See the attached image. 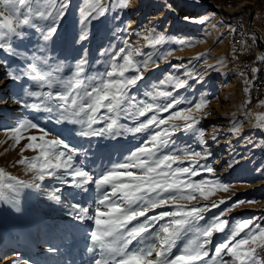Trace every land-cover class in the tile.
<instances>
[{
	"label": "snow or ice",
	"instance_id": "6c2138e0",
	"mask_svg": "<svg viewBox=\"0 0 264 264\" xmlns=\"http://www.w3.org/2000/svg\"><path fill=\"white\" fill-rule=\"evenodd\" d=\"M129 4L130 0H118L113 7L123 9ZM67 7L68 0H0V50L20 56L14 48V41L23 40L27 35L26 29L38 32L45 42V47L38 49L40 54L20 57L26 63L18 71L6 70V76L13 81L27 79L31 82L28 86L21 84L14 103L46 114L43 119L54 120L57 125L74 126L67 129V136H62L58 131L42 126L39 123L41 117H36L19 119L14 126L4 130L7 140L12 141L10 148L21 145L23 141L20 152L31 150L35 155L22 156L17 161L25 166L26 172L31 173L28 180H21L0 168V201L19 212L21 191L25 188L41 191L47 178L84 193L91 187L96 199L88 206L65 204L57 194L61 191L59 187L46 192V199L64 207V215L71 220L91 222L87 236L90 244L86 250L92 256L88 264H264V227H251V220L230 226L229 221L222 218L226 212L253 201H236L202 224L204 213L226 203L225 199L217 202L211 197L217 192H228L230 185L219 178L192 179L201 171L215 173L212 166L199 164L201 159L211 155L206 150L194 151L188 146L169 150L177 132L196 133L203 137V130L197 125L200 118L208 114L205 109L209 101L202 98L191 107L161 117V113H168L182 101L172 91H165L156 85L152 86V91L144 93L151 102L132 94V90L144 79L149 64L159 67L152 55L137 59L143 55L139 47H122L115 53L101 49L100 54L109 58L105 70L95 74L88 72V51L85 49L81 58L70 66L69 74L65 75L69 66L63 62L50 63L46 44L56 34ZM108 10L103 0H86L85 6L80 8V23L85 27L77 43L87 40L89 19H99ZM206 19L185 16L186 21L201 24ZM145 38L151 47L167 41L189 46L192 43L155 30ZM167 55L171 53L162 58L166 60ZM202 55L196 58L200 59ZM258 59L264 61V54ZM0 64L6 65V62L0 61ZM252 71L258 69L253 68ZM185 75L194 78L191 72ZM159 83L172 84L177 90L186 87L188 80L169 75ZM32 85H35V90ZM244 91L249 89L246 87ZM197 114H201L200 117ZM121 117H126L133 124L121 123ZM141 117L144 119L141 120ZM100 124L103 126L96 127ZM256 126L264 130V113L257 114ZM239 131L237 127L232 129L236 134ZM145 133L150 134L149 138L123 161L112 163L98 173L86 169L81 157L87 152L73 143L75 137L115 138ZM212 138L215 139V136ZM185 161L190 162L189 166H182ZM201 201L209 203L201 204ZM156 209L161 210L154 215L149 214ZM216 234H224V239L215 245L214 254L210 255V246ZM178 244L182 247L174 253ZM44 251L51 254L47 264H64V261L55 258L62 252L55 243V237L52 242L46 241ZM9 264L36 262L16 258Z\"/></svg>",
	"mask_w": 264,
	"mask_h": 264
},
{
	"label": "rangeland",
	"instance_id": "374dc122",
	"mask_svg": "<svg viewBox=\"0 0 264 264\" xmlns=\"http://www.w3.org/2000/svg\"><path fill=\"white\" fill-rule=\"evenodd\" d=\"M171 1L130 0L129 6L121 9L113 7L118 0H103L109 10L99 19H89L86 25L87 40L77 43L79 34L85 27L80 23L82 19L80 8L85 6L86 0H68L66 14L59 21L57 32L46 44V54L51 57L50 63L63 62L69 66L65 69V75L69 74L70 66L81 58L85 49L88 51V72L92 74L105 70L109 57L102 56L101 49L106 48L109 52L115 53L122 47L133 46L139 47L143 53L137 59L142 60L147 55H152L159 67L149 64L144 79L132 90L133 95L138 99H149L144 93L152 91L153 85L165 91H172L173 95L182 102L168 113H161V117L170 115L172 111L191 107L202 98L209 101V106L205 109L208 114L202 116L197 125L203 130V137L196 133L177 132L173 136V143L169 146V150L185 146L199 152L206 150L211 155L207 159H201L199 164L212 166L215 173L201 171L199 176L192 179L219 178L223 183L230 185L228 192H217L211 197V200L217 202L225 199L226 203L219 208H210L204 213L205 220L201 223H206L236 201L244 200L253 203H245L231 212H226L225 217L222 218L227 219L230 226L251 220L253 222L251 227L257 225L264 227V130L256 126L257 114L264 113V103H261L264 97L255 102L241 87V75L237 69L239 63H234L231 44L228 43L227 37L229 18L233 15H224L215 10L214 13L208 14L207 0ZM181 1L186 4V8H198L199 10L191 17L195 19L207 17L205 22L201 24L191 20L186 21L185 16L190 17V15L178 10ZM214 1L223 7L220 4L222 0ZM250 1L264 13V0ZM246 5L250 4L246 2ZM153 30L164 32L167 36L176 37L177 40L191 41V46L181 45L176 41H167L156 47L148 46L145 37ZM26 32L27 35L23 40L14 41V48L20 56L9 55L4 50H0V61L6 62V65L0 64V141H6L0 143V168L21 180H28L31 173L26 172L25 166L17 161L22 156L31 157L35 153L31 150L21 153L20 147L23 141L21 145L10 148L12 141L7 140L4 130L14 126L19 119L36 117H41L39 123L42 126L58 131L62 136H67V129L74 127L66 124L57 125L54 120L43 119L46 114L36 113L14 103V99L21 91V84L28 86L31 82L27 79L22 82L13 81L6 76V70L18 71L26 63L20 58L21 56L40 54L38 49L45 47V42L38 32L32 29H26ZM169 52L171 55H167L166 60L163 59L162 57ZM201 54H203L201 58L197 59L196 57ZM172 65L184 67L173 68ZM187 72H191L194 78L186 76ZM169 75L187 79L188 85L177 90H174L172 84L161 85L159 82L166 80ZM32 88L35 90V85H32ZM197 115L200 117L201 114ZM120 122L133 124L126 117H121ZM177 123L183 122L177 121ZM102 126V124L96 125V127ZM234 127L240 129L238 134L232 132ZM156 130L159 129H153ZM149 135L145 133L115 138L75 137L73 143L86 150L87 155L81 157L86 169L98 173L110 167L112 163L123 161L124 157L139 147ZM213 136L215 139L212 138ZM189 163L185 161L182 166H189ZM56 187L61 189L57 194L65 204L80 203L88 206L96 199V193L91 187L87 193H84L47 178L43 182L41 191L31 188L21 191L19 212L10 204L0 201V264H9V261L16 258L27 259L36 264H47L51 254H47L44 248L46 241L52 242L53 237L62 250L61 254L55 257L56 259L64 261V264H88L92 254L86 250L90 244L87 236L92 224L90 221L80 223L71 220L64 215L66 210L64 207L46 199V192ZM228 197L231 199H227ZM160 210H153L149 214L154 215ZM44 227L49 230V236L42 242L40 235ZM223 239L224 234H216L213 237L210 255L214 254L215 245ZM180 247L182 244H178L177 249L173 250L174 253ZM11 251V255L8 254Z\"/></svg>",
	"mask_w": 264,
	"mask_h": 264
},
{
	"label": "built area",
	"instance_id": "2783aa9c",
	"mask_svg": "<svg viewBox=\"0 0 264 264\" xmlns=\"http://www.w3.org/2000/svg\"><path fill=\"white\" fill-rule=\"evenodd\" d=\"M246 2L252 5L249 12L246 8ZM234 13L229 18L232 28V41L230 42L235 54L242 63V75L246 77V85L251 100L257 102L264 97V61L258 59L262 53L255 42V36L252 28H258L261 31L264 41V13L250 0H243L237 8H226ZM256 68L258 71L253 72Z\"/></svg>",
	"mask_w": 264,
	"mask_h": 264
},
{
	"label": "bare ground",
	"instance_id": "6f19581e",
	"mask_svg": "<svg viewBox=\"0 0 264 264\" xmlns=\"http://www.w3.org/2000/svg\"><path fill=\"white\" fill-rule=\"evenodd\" d=\"M171 2H176V0H172ZM221 2L222 3H220V4H222L224 8H237L238 5L242 3V1H240V0H224V1L222 0ZM233 4H234V6H232ZM185 6H186V4L183 1H181L178 5V7H179L178 10L180 12L185 13V15H190V17L193 16L194 13H196L199 10L198 8H186ZM207 11H209L208 14L214 13V11L211 7H207ZM228 28L229 29L227 31V37H228V43L230 44V42L232 41V34H231L232 28H231V26H229ZM240 83H241L242 89H245L246 77L244 74H243V76H240ZM48 236H49V230L45 227L42 228L41 235H40V238H42V242L45 241V239H47ZM43 247H44V245H43ZM11 253H12V251L9 252L8 254L11 255Z\"/></svg>",
	"mask_w": 264,
	"mask_h": 264
},
{
	"label": "water",
	"instance_id": "95a60500",
	"mask_svg": "<svg viewBox=\"0 0 264 264\" xmlns=\"http://www.w3.org/2000/svg\"><path fill=\"white\" fill-rule=\"evenodd\" d=\"M207 2L209 4V7H211L213 10L217 11L218 13H222L224 15L233 14L232 12L224 9L222 6L216 4L214 0H207ZM246 8L248 9L249 12L252 10V6L250 5H246ZM252 31L255 36V42L257 43L261 53L264 54V41H263L261 31L258 28L257 29L252 28Z\"/></svg>",
	"mask_w": 264,
	"mask_h": 264
},
{
	"label": "crops",
	"instance_id": "0c3cea01",
	"mask_svg": "<svg viewBox=\"0 0 264 264\" xmlns=\"http://www.w3.org/2000/svg\"><path fill=\"white\" fill-rule=\"evenodd\" d=\"M231 47V49H232V52H233V60H234V63H236V64H238V66H237V69H238V72H239V74L241 75L242 74V63H241V61L239 60V57L235 54V52L233 51V47L232 46H230ZM241 76H243V75H241Z\"/></svg>",
	"mask_w": 264,
	"mask_h": 264
}]
</instances>
